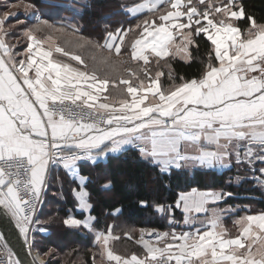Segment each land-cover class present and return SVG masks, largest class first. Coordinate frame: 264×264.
Returning <instances> with one entry per match:
<instances>
[{"label": "snow or ice", "instance_id": "1", "mask_svg": "<svg viewBox=\"0 0 264 264\" xmlns=\"http://www.w3.org/2000/svg\"><path fill=\"white\" fill-rule=\"evenodd\" d=\"M122 6L139 22L134 28L109 32L104 45L78 27L51 23L28 0L6 3L0 11V211L18 230L29 254L35 225L43 223L36 218L37 210L58 167L76 175L80 162L96 164L132 147L163 173L235 164L247 166L264 186V22L249 15L242 30L238 21L246 11L237 0H135ZM11 9L31 13L35 21L21 30L27 46L19 53L7 42L13 27L10 18L19 16ZM131 32L136 38L128 55L138 63V71L121 55ZM201 36L211 47L200 61L199 74L179 76L178 82L173 60L195 59L192 49L200 48L196 38ZM62 37L63 45L57 44ZM85 47L109 49L115 57L111 51L93 55L89 67L76 51ZM161 61L167 73L159 70ZM110 82L119 99L103 96L100 102ZM102 187L109 189L111 182ZM73 192L80 209L92 207L83 185ZM230 195L195 188L181 192L174 208L184 214V224L201 220L200 227L180 233L141 229V254L125 256L109 247L110 241L120 239L112 228L106 234L97 232L101 261L264 264V212L236 221L239 232L233 237L223 226L225 210L209 207ZM139 203L147 207V201ZM155 210L175 222L172 205H157ZM95 219L69 213L62 223L91 232ZM0 251L6 255L5 264H22L2 232ZM32 264H44L42 256H34Z\"/></svg>", "mask_w": 264, "mask_h": 264}, {"label": "trees", "instance_id": "2", "mask_svg": "<svg viewBox=\"0 0 264 264\" xmlns=\"http://www.w3.org/2000/svg\"><path fill=\"white\" fill-rule=\"evenodd\" d=\"M29 1L42 8L45 18L55 22L72 19L74 27L96 36L99 41L109 32L127 30L131 23L122 6L126 0ZM237 3H242L246 11L245 18L238 21L242 30L247 26L249 15L258 22H264V0H237ZM134 36L126 37L125 45H131L136 38ZM196 39L200 42V48L192 49L195 59L190 63L179 58L173 60V71L178 82L179 76L188 78L198 75L200 61L206 58V50H210L206 36ZM162 66L161 69L167 73L168 70ZM249 173L238 167L223 172L183 169L163 173L157 166L142 159L135 148L110 156L105 163L91 165L82 161L81 164V174L88 178L85 189L92 205L89 214L96 218L94 227L105 232L112 228L113 235L120 239L113 240L111 248L125 256L142 253V245L137 242L141 229L194 231L183 225L184 214L174 208L179 194L190 192L193 188L231 193L219 205L238 207L239 216L264 212V188ZM237 176L242 177L239 182L236 181ZM108 181L111 187L104 189L102 184ZM78 187V183L69 178L63 169L52 171L38 215L43 223L37 225L34 242V249L39 253L55 250L52 257H56V261H50V264H95L94 252H99L101 248L87 229L66 228L62 223L69 213L82 220L88 215L78 209L73 192ZM141 200L147 201V207L140 206ZM157 205H172L175 222H169V216L157 213ZM42 228L47 229L49 234H42Z\"/></svg>", "mask_w": 264, "mask_h": 264}, {"label": "crops", "instance_id": "3", "mask_svg": "<svg viewBox=\"0 0 264 264\" xmlns=\"http://www.w3.org/2000/svg\"><path fill=\"white\" fill-rule=\"evenodd\" d=\"M13 2H19V0H0V11H3L4 10V5L7 3V4H10V3H13ZM31 3H33L32 1H29ZM135 1H132V0H126V3H123V5L125 4H132L134 3ZM35 4V3H34ZM36 5V4H35ZM37 10L39 11V14L45 18V16L43 15L42 13V8L37 6ZM74 11H76V9L73 7ZM124 12L126 13V15H128L129 19L131 20V23H130V27L134 28L135 27V24L139 22V17H132L130 14L127 13V11L125 10V8H123ZM11 11H14V12H18L19 13V16L18 17H11L10 20L13 22V27L11 28V36L8 38V44L11 45L14 50L16 52H22L27 44H26V40L23 38L22 36V29H24L25 27H28V26H31L33 23H35V21L32 19V14L31 13H25L22 9H11ZM55 17V15H54ZM16 19H23L25 20V23L24 24H20V25H16L14 22ZM47 19V18H45ZM49 20V19H48ZM51 23H54V24H57V25H64L65 27H74L73 26V20L72 19H65V22H55L53 20H49ZM80 32L88 37L89 39H91L92 41H94L95 43L97 44H100V45H104L107 41H108V34L105 36L104 34V38L102 41H99L98 39H96L95 37L96 36H90L88 35L86 32H84L83 29H80ZM135 34L134 37H136V33L135 32H131L128 34L129 35H133ZM41 35H44L43 33H41ZM127 36V37H128ZM64 39L65 38H60V39H57V44L59 45H63L64 43ZM134 41V40H133ZM130 46L129 44L125 45V43L121 46V55L124 56L125 59H127L129 61L128 63V67H131L133 70H137L138 71V63L135 62V61H131L130 60V57L128 55V52L130 51ZM77 51V54H80L82 56V58L88 63L89 67H92L93 66V60L91 59V57L93 55H96V56H100V55H109L110 51H111V54L113 55V57H115V53L114 51L112 50H109V49H103V51H98L97 49L95 48H92V47H85V48H82V49H78L76 50ZM55 56L57 58H60V59H67V58H64V57H59V54H55ZM20 58V57H18ZM164 61H161L160 63V66H159V70H162L161 69V66L163 65L164 66ZM74 63V66L75 65V62ZM142 63V62H140ZM162 66V67H163ZM151 67L153 68V71L157 70L156 68V65H155V62H153V64L151 65ZM164 68L166 70H168L165 66ZM164 71V70H163ZM163 79V78H162ZM118 84V81L116 82ZM120 87H123V85H120ZM111 93V95H109ZM103 96H109V99L110 100H116L118 101L119 97H118V94L117 92L113 89V86H112V83L110 82L109 83V89L107 92H104L101 96V100L100 102H104L103 101ZM132 147H129L128 149H130ZM119 155V154H118ZM110 156H116V155H110ZM109 156V157H110ZM108 157V158H109ZM108 158L105 160V159H101V160H98L96 164H92L91 162H88V161H83L84 163H89L91 165H97L99 163H105ZM81 164L82 162L79 163V165L77 166V174L76 175H70L67 173L66 170H64L62 167H58V168H61L64 170V172L69 176V178H71L72 180L76 181L79 185V187L81 185H83V187L85 188L87 182H88V178L84 177L82 174H81ZM259 166V165H257ZM234 167H238L236 166L235 164H233L232 167L230 168H213V169H209V168H201V167H192V168H187V170L189 171H194V170H217L219 172H223V171H227V170H230ZM247 167V166H245ZM85 178V179H81V178ZM86 190V189H85ZM209 207H212V208H216V207H219L221 209H224L225 212H224V216H223V226L224 228L228 231V233L231 235V236H235L238 234L239 232V226L236 224V221H238L239 219H241L242 217L246 216V215H256V214H243V215H237L238 211H239V208L238 207H232V206H220V205H210ZM78 209L80 211H83L85 212L87 215L86 219H88V217L90 216V209H80L79 206H78ZM259 214V213H257ZM237 215V216H235ZM202 219H203V215H202ZM92 223L94 224V221H92ZM183 225L189 227V228H193L195 230L196 227H200L201 225V220H197L194 224L192 225H186L183 223ZM76 229H80V228H76ZM157 230V229H155ZM158 232H167V231H160V230H157ZM171 231H175L177 233H180L181 231H177L176 229H173ZM170 231V232H171ZM186 231H190L189 229L186 230ZM97 232H104L105 234L107 232L105 231H99L97 229H95L94 227V230L91 231L90 233H92L95 237H96V233ZM185 232V231H184ZM146 238H151V237H146Z\"/></svg>", "mask_w": 264, "mask_h": 264}, {"label": "water", "instance_id": "4", "mask_svg": "<svg viewBox=\"0 0 264 264\" xmlns=\"http://www.w3.org/2000/svg\"><path fill=\"white\" fill-rule=\"evenodd\" d=\"M45 193V192H44ZM44 195V194H43ZM0 232H2L9 242V247L16 254V258L22 261V264H32L33 257L36 256L32 251L29 254L23 238L8 217L0 211Z\"/></svg>", "mask_w": 264, "mask_h": 264}, {"label": "rangeland", "instance_id": "5", "mask_svg": "<svg viewBox=\"0 0 264 264\" xmlns=\"http://www.w3.org/2000/svg\"><path fill=\"white\" fill-rule=\"evenodd\" d=\"M74 8L76 9L75 6H74ZM238 169H243L246 172H249L247 167H242V168L238 167ZM249 174H252V173L250 172ZM262 187L264 188V186H262ZM35 227L37 228V225H35ZM42 229H43V231H41L42 234H44V235H48L49 234L47 229H45V228H42ZM147 229H153V228H147ZM37 231H38V228H37ZM37 231L34 233V236L37 233ZM95 241H96V239H95ZM34 242H35V240H34ZM112 242H113V240L109 242V247L112 246ZM33 251L35 252V255L37 254V255L42 256V259L44 260V264H50V261H56V257H52V256H54L53 253H55L54 249H49V251L47 252V253H49L48 255H44V253H39L38 251H36L34 249V247H33ZM100 251H101V248H99V252H98V250L94 252L95 264H106L105 261H101V259H100Z\"/></svg>", "mask_w": 264, "mask_h": 264}, {"label": "built area", "instance_id": "6", "mask_svg": "<svg viewBox=\"0 0 264 264\" xmlns=\"http://www.w3.org/2000/svg\"><path fill=\"white\" fill-rule=\"evenodd\" d=\"M45 194V193H44ZM44 198V195H43ZM43 202V200H42ZM42 203L39 205L38 210H37V214H36V218L38 219V215L41 209ZM5 260H6V255L4 252L0 251V264H5Z\"/></svg>", "mask_w": 264, "mask_h": 264}, {"label": "bare ground", "instance_id": "7", "mask_svg": "<svg viewBox=\"0 0 264 264\" xmlns=\"http://www.w3.org/2000/svg\"><path fill=\"white\" fill-rule=\"evenodd\" d=\"M44 261V260H43Z\"/></svg>", "mask_w": 264, "mask_h": 264}]
</instances>
